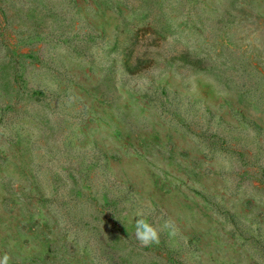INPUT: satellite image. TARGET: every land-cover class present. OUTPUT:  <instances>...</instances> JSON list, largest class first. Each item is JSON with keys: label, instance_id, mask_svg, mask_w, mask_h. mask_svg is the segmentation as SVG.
I'll return each mask as SVG.
<instances>
[{"label": "rangeland", "instance_id": "1", "mask_svg": "<svg viewBox=\"0 0 264 264\" xmlns=\"http://www.w3.org/2000/svg\"><path fill=\"white\" fill-rule=\"evenodd\" d=\"M6 253L264 264V0H0Z\"/></svg>", "mask_w": 264, "mask_h": 264}, {"label": "clouds", "instance_id": "2", "mask_svg": "<svg viewBox=\"0 0 264 264\" xmlns=\"http://www.w3.org/2000/svg\"><path fill=\"white\" fill-rule=\"evenodd\" d=\"M135 215V238L138 243L144 247L150 246L153 243L158 244L160 242V230L149 222L142 210H137ZM163 228L168 229L171 236L178 234L175 221L171 219L164 222ZM9 260L10 256L6 253L0 258V264H9Z\"/></svg>", "mask_w": 264, "mask_h": 264}]
</instances>
